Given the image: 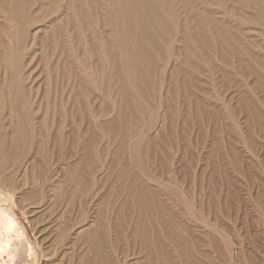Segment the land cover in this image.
Returning <instances> with one entry per match:
<instances>
[{
  "label": "bare ground",
  "instance_id": "obj_1",
  "mask_svg": "<svg viewBox=\"0 0 264 264\" xmlns=\"http://www.w3.org/2000/svg\"><path fill=\"white\" fill-rule=\"evenodd\" d=\"M224 1H217L221 9ZM227 1L230 2L227 10L230 14L233 13L237 25H232L231 21L220 17L226 16L225 10L213 11L214 0H0V19H3L0 21V258L5 257L6 262L17 258L20 264L26 260L25 255L21 254L23 244L19 251L15 241L5 237V231L13 228L17 221L8 213L10 210L5 212L3 206L5 202L8 204L11 198L8 196L11 194L9 189L11 192L12 188L10 173L21 154L24 156L25 151H20L23 142L37 145L35 153L34 149L32 151V161L31 157L27 158V162L28 159L31 161L29 163L33 167L32 170L40 165L42 167L44 160L47 159V163L49 161L47 172L45 171L47 175L41 172L44 180L39 178L43 183L40 182L41 189L45 187L61 196H66L72 191L76 198H79L81 195L92 194L94 189L98 188L99 191H95L92 197L88 195L90 198L87 201L86 196L85 200L81 197L84 201H76L75 195L71 193L74 196L72 198L67 194L65 207L70 208L69 206L78 202V206H85L89 213L92 210L95 214V209L91 208L98 207L97 211L101 209L105 212L114 207L117 209L115 212L120 223L127 219L135 220V224L132 221L135 230L132 231V228L129 231L133 234L129 237L139 234L145 242H153V247L154 243L159 242L161 245L160 243L166 240L159 235L160 231L164 230L163 233L169 238V242L178 236L176 232L180 234L179 230L182 231L184 227L181 228L179 220L183 221L182 217L187 213L179 217L174 207L176 205L173 206L172 202L179 200L187 207L192 202L186 196L188 193L181 192L178 187L176 170L168 156L169 149L174 148L169 137L180 127L179 113H182V122L179 120L182 125V140L188 145L189 125L194 121L202 125L203 116L217 120L220 116L217 113L222 112L221 106L231 105V98L235 96L229 99L230 94L226 97L225 93H235L240 97L241 105L237 107L239 113L250 114L264 110V100L256 97L253 92L258 88L264 94V0H259V4H254L255 0ZM36 6H39L36 8L37 12L35 10L32 13ZM77 21L79 31L74 25ZM191 21L194 24L188 30ZM63 25L73 27L70 29L74 31L76 39L78 36L89 38L90 43L85 51H80L81 44V47L75 46L76 50H73L74 46L71 47L60 31L64 28ZM175 26V30L180 34L177 45L165 50V35L171 34ZM172 29L173 31H170ZM4 39L9 42L5 43ZM78 41L79 38L76 42ZM40 43L46 46L40 47ZM38 46L41 49L38 50ZM166 51L170 52L174 65L168 70L166 81L162 82L165 83L166 95L160 97L156 108L157 94L154 92L156 87L158 92L162 91L163 85H155L151 75L160 69V59ZM211 53L217 54L223 64L235 69V73L247 80L255 79L249 86V83L246 84L242 80L239 81L243 84L235 82V79H232L234 76L231 78V70L226 69L228 74L230 72V77L222 72L220 80L224 94L221 95L225 97L223 100L219 95L223 102L220 109L212 99L215 96H212L213 90L209 92L210 88L205 87V81L208 80L201 79L204 73L199 69L203 60L205 64L206 60L213 59ZM211 62V69L217 66V70H220L218 64L214 66L215 60L213 67ZM223 71L225 72V69ZM206 77L211 78L207 74ZM216 80L217 78L214 82ZM220 80L216 81L218 85H221V82L218 83ZM249 101L252 102L251 111L247 108ZM158 109L162 114H156ZM229 109L231 110L230 107ZM232 114L231 111L230 115L233 116ZM249 120L250 118L246 119L248 125ZM236 124L238 128L240 123ZM231 125L229 127L234 130L236 126L232 125V128ZM66 127H69L67 132L64 131ZM53 128L55 131L51 136L48 131ZM234 132L231 131L234 136H238V130ZM50 139L53 145L58 147L55 157H51L48 150L44 152L47 147L44 148L45 144L43 146L42 143L45 140L49 142ZM22 164L19 166L21 169ZM14 169L19 170L16 167ZM21 169L20 172L28 168L23 167L22 171ZM118 170L120 172H117ZM102 174L104 177L99 179L97 176ZM98 192L102 195L99 194L100 197L97 198ZM168 195L175 201H170L171 197ZM79 209L77 211L80 213ZM180 209L183 210L182 207ZM108 213L110 212L108 211L107 215ZM95 214L87 215L89 219L92 218L89 223L94 224L95 229L91 225L93 229L90 231L88 228L89 233L85 235L89 236L87 239L90 247L92 246L95 260L99 258L103 263L97 260L96 262L104 264L103 260L107 258L110 249H105L106 236L109 238V234L102 228L106 226L108 229L105 221L110 219L105 220L104 216H101L102 213ZM87 217L79 219L77 216L81 224L77 226L79 222L76 223V232H81L88 226L89 223H84ZM177 220L178 231L177 226L172 225ZM112 221H116L115 218ZM184 223L188 227L189 221L187 223L184 219ZM123 225H116L118 234L122 233L124 228L130 227ZM157 226L163 229H158V232ZM187 227L185 232H190L192 227L190 230ZM154 228L157 233L153 231ZM63 229L70 232L73 226L70 223ZM113 229L116 230V227L112 224ZM166 230H172L173 234L166 233ZM182 232L181 241H186L185 232ZM157 234L161 240L156 237ZM136 239L140 241V238ZM143 240L140 245L143 244L146 249L148 243L145 245ZM186 245L185 247H189ZM148 248L150 250L151 247ZM152 249L154 252L156 248ZM153 252H150L151 256L157 250ZM110 254L111 257L114 256ZM110 259L108 257L106 260ZM151 260L152 264H160L152 258ZM151 260L147 262V259L145 262L148 264ZM198 260L200 261V258ZM198 260L195 257V261L191 260L190 263L196 264Z\"/></svg>",
  "mask_w": 264,
  "mask_h": 264
},
{
  "label": "rangeland",
  "instance_id": "obj_2",
  "mask_svg": "<svg viewBox=\"0 0 264 264\" xmlns=\"http://www.w3.org/2000/svg\"><path fill=\"white\" fill-rule=\"evenodd\" d=\"M217 1L214 0L215 5L212 7L213 11L223 12V10H225L227 13L226 16L220 14L221 15L220 17H222L225 20L228 19V21L232 22V25L235 24L237 25V23L234 20L235 16L233 15V13L230 14L229 11L227 10V8H229V6L227 5H229L230 2L225 0L223 9H221L217 5L218 4ZM253 1L254 0H252L251 2ZM255 1L253 2L254 4L257 3L259 4V0H257L256 2ZM38 7L39 6H36L32 10V13L35 10H36L35 12H37L38 9L36 8ZM2 20L3 19L1 18L0 21ZM190 23L191 24H189L188 30L191 29V27L194 24L192 23V21ZM77 24L78 21L74 25L77 26ZM63 27L64 28H62L60 31H62V34L65 35L64 37L67 38V40L70 42L71 47L74 46L73 50H76V47L78 45L80 46L81 44L82 50L80 48V51L81 52L85 51L87 45H89L90 43L89 38L87 36L86 37L78 36L80 42L79 41L76 42L78 38L76 39V37L74 36L75 35L74 31L70 29L73 27L66 25H63ZM78 27L79 26L76 27L77 31H79ZM147 28L148 30H150L149 27ZM175 28L176 26L174 27V31L173 29L170 30L173 31L171 34L165 35L167 37L166 41L163 44L165 46V50H169V48H175L177 45L176 42L180 34L179 31L175 30ZM256 33L255 35H257ZM250 34L251 33H249V35ZM72 37H74L75 39ZM4 40L5 43L9 42V40L7 39ZM41 44L42 43H40V45ZM44 46L46 45H41L40 47H44ZM38 47H37L38 50L41 49L40 47L39 48ZM211 55L213 56L212 58L215 60V64L213 59H211L210 61L206 60L205 64L203 60V62H201L202 65L199 66L200 67L199 69H201V71H203L204 73V76H202L201 79L203 78L204 80L205 78V80H208L207 82L205 81V85H206L205 87H208V89L210 88L209 92L213 90L211 91V93L212 96L213 95L215 96H213L214 98L212 97V99L217 104V106L219 105L217 107L219 108L223 104L219 95L224 94L223 92L224 90L222 89L223 85L220 80L222 79L221 77L222 72L227 75L228 74L227 72L231 70L233 74L231 75L229 72L228 77H230V75L231 78L232 76H234V78L232 79L233 80L235 79V82L239 83L240 82L239 80H242L246 84L249 83L248 84L249 86L254 83L255 79L250 78L247 80L245 77L235 73V69L223 64V61L220 58L218 59L217 54L211 53ZM87 56H89L90 58L89 54ZM89 58H87L89 61L92 60ZM163 58H165L164 59L165 61L162 60ZM162 59H160V63H161L160 69L156 70L151 75L153 81L155 82V85L156 83H158L159 85L160 84L163 85L162 91L158 92L156 87V90L154 92V94H157L156 97L158 99V100L155 99L156 108H157V101H159L160 97L163 98L164 95H166L165 83L162 82L166 81L165 79L168 78L169 76L168 70H171V65L174 63L173 58L172 56H170L169 51H166ZM210 62L212 63L211 64L212 67L213 64L214 66L218 64V66L221 67L222 69L220 68V70L219 69L217 70V66L211 69V67L209 66ZM79 67L82 66L79 65ZM204 68L207 69L208 71H206ZM213 69L215 70L213 71ZM223 69H225V72L223 71ZM226 69H228V71H226ZM215 71L216 73L219 72L218 75L216 73H213ZM206 74L209 75L211 78L209 79L208 77H206ZM216 78L217 80H220L218 81V83L220 84L221 82L222 86L217 84L216 82L217 80L214 82ZM242 81L240 82L241 84H243ZM215 83L217 86L214 85ZM253 92L256 97L264 100V94L260 89L255 88ZM234 94L235 93L233 94L225 93V96L226 97L229 96V99L230 97L233 96L235 97L231 98L232 100L231 105H229L231 110L229 109V107L227 106L225 107V105L221 106V109L219 108L220 110H222L224 115L222 114L221 111L219 112L218 109L217 112L219 113H217V115L219 114L220 116H218L219 118L217 117L218 118L217 120L209 118L207 116H203L202 125H200L197 121H194L195 123L193 122V124L188 126V131L191 132V133L189 132V137H188L189 141L187 142L189 143L188 145H185L184 143L185 141L182 140L183 138L182 130L180 128L182 126L180 124L182 122V115L180 117V114L182 113H179L178 115V124L180 125V127L179 128L177 127L178 129H176V133L172 134V136L169 137L170 143L174 146V148L171 150L169 149L171 156L170 155L168 156L171 158V161L173 162L176 170L175 176L177 178L178 187L181 188V192L185 191L188 193L186 196H188L190 201L192 202L187 207L183 205L181 201L179 200L175 201V199H173L172 196L168 195L169 197H171V199L169 198L170 201L171 200L175 201L172 202L173 206L174 204L177 206L178 204L181 203L178 207L174 206L177 209V213L179 217H181L185 212L187 213V215L186 214L184 215L185 218L182 217L183 221H180L181 219L178 217V220L180 219L179 224L181 222V228L184 227L185 229L187 227L185 225L186 223H184V219L185 222L187 223L189 221V224L191 222L190 227H192V229L189 227V224H187L189 230L191 229L190 232L189 231L185 232L188 229L185 230L183 229L185 233L182 232L183 230L182 231L179 230L180 234L182 232L186 235L185 236L186 238L184 237L186 241H181L182 240L181 235L176 232V234H178V236L180 235V237L178 236H177L178 238L174 237L176 240L173 238L174 240L170 239L169 242V238L166 237V234L164 235L163 233L164 230L160 231L163 228L157 226V231L161 232V233L159 232V235L162 236L163 239L165 237L166 240L165 241L163 240L165 244L164 242H162L163 244L160 243L161 245H159L158 242L156 244L154 243L155 247H153L152 246L153 244H151L153 242H151L150 245L149 242H145L142 239V237H140L139 234H138L139 236L137 235L136 237L132 236L133 238L129 237V235L132 234V232L130 234L129 231H131L132 228H133L132 231L135 230L134 228L135 220L130 219L131 223H129L130 220L127 219L125 221H121L120 223L117 220V212H115L117 211V209H115L114 207L113 208L115 210L113 208L112 209L110 208L108 210L110 212L108 214L111 215L110 216L111 218L109 217V215H107L108 211L105 210L106 214L101 209L100 210L102 212H100V210H98L99 211L98 212L97 211L98 207H95L91 209L93 210L95 209L96 214L99 213L98 215H100V213H102L101 216L102 217L104 216L105 220L107 218L110 219V220L107 219V221H105V225L108 224L107 226L108 229L106 228V226H105L106 229L104 227L102 229H104L105 233L107 232L106 234H109V238L107 237L108 235L106 236L108 240V241L106 240V242L107 245L108 244L109 245L108 246L104 245L105 247H107L105 249L106 251L108 249L112 251L110 252L108 250L109 254L106 252L108 254L107 258L109 257L110 259L111 257L110 253L114 254V256L112 255L111 259L113 260L110 259L109 260L110 262L106 260L107 258H105V260L103 261L109 264H144V263L147 264L145 261H147L148 259L147 262H149V260H151L152 258L155 260L154 262L157 261L160 264H191L190 263L191 260L195 261V257H196V260L200 258V261L202 260L201 262L205 264H264V233H263L264 232V110L257 111L258 113L251 112L250 114L245 112L239 113L237 111V107L241 105L240 97ZM221 96L222 99L224 100L225 96L224 95ZM251 106H252V102L249 101L247 103V108L250 111L252 109ZM157 111H159L156 113L157 115L162 114V112H160V109H158ZM231 111L233 113L232 115L235 117L234 119L233 116L230 115ZM224 116L229 118V120L227 118L225 119ZM247 118H250V120L248 121L249 125L247 124L246 121ZM179 120L181 122H179ZM229 121H232V123L231 122L229 123ZM237 122L240 123V126H238V128L236 124ZM230 124L236 126L235 128L237 129H235L231 125V127L234 128L235 131L238 130L239 133L238 132L236 133L238 136H234L231 133V131L234 132V130H232L229 127ZM229 128L231 129V131ZM53 131H55L54 128L49 129L48 131L49 135L53 136L54 134ZM64 131L66 132L69 131V127L68 128L66 127ZM201 133L203 136L201 135ZM46 142H48V140H45L42 144L43 146L45 144L44 148L47 147V149H44L43 147L42 149L45 150L44 152L48 150L47 151L48 154H50L51 157H53L56 153H58L57 152L58 147L53 145L51 139L49 140L48 143ZM7 145L6 148L9 146ZM35 145L36 144H30V143L28 144L27 142H23V145H21L22 149H20V147L19 149L21 152L25 151L24 153L25 158H23L24 156L21 154L22 158L20 156V158L14 163V166L12 165L14 171V173L13 171L11 172L12 174L10 173V178H11L10 181L12 183L11 184L12 188H11V192L9 189V193L11 194H8V196H11V198L9 199L8 204L7 202H5L6 204L3 203L4 204L3 206L6 209L5 212L10 210L8 211V213L14 216V219L17 221L16 223L18 225L16 224L13 226V228L5 231L6 234L5 237H9V239L11 238V240H14L15 241L14 244L17 249L21 247V245L23 244L21 247L23 248V251H21L20 248L19 251H21V254L25 255L24 259L26 258L25 260L26 262L24 261V263L22 262L21 264H96V263L99 264L98 262L100 260L98 258V260L96 259L98 262H96L95 260L96 257H94L95 255H93L94 253H92L93 252L92 246L90 247V242L88 241L89 239H87L89 237L87 236L89 233L88 230L91 231V229L94 228V224L89 223V221L92 220V218L89 219V216L90 215L94 216L95 214L93 213L94 211L91 210L90 211L91 213H89L88 208H85V206L83 207H81L80 205L78 206L79 204L78 202H76V204L78 203L77 205L75 204L76 206L75 205L69 206L70 208H68L67 206L65 207L64 206L66 205L65 198L67 197L68 193L66 194V196L63 195L64 196L63 198V196H61L60 194L50 192L45 187L42 188L43 190L41 189L42 185L40 186V182L42 183L41 180L42 179L44 180L43 178L44 175L45 176L47 175V173L45 174V171L47 172L46 167L49 166L48 164L49 161L47 163L46 162L47 159H46L43 162L44 164L42 163V167L40 165L41 169L44 168L43 166H45L44 169L46 170L42 169L43 170L42 171L40 167H38L37 169L35 168V170H32L33 167L31 166L30 163L33 158L32 154L33 152L35 153L37 149L36 147L37 145L36 146ZM48 146L50 148L52 147L54 150L56 148V151L51 150L52 148L49 149ZM50 150L51 152H49ZM160 157L161 155L159 156V158ZM27 158H30L31 161L28 159L27 162ZM48 159H50V156H48ZM19 163L20 164L23 163L22 169L21 167H19L20 166ZM28 163L30 164L31 168L30 166H28ZM14 167H16L19 170L14 169ZM23 167H25V169L26 168L28 169L22 171ZM20 169L22 172H20ZM37 170L39 171L40 176L38 175ZM41 172L42 173L44 172L43 173L44 175H42ZM117 172L120 171L118 170ZM103 174L102 176L100 175L97 177L101 179L102 177H104ZM113 177H115V175ZM39 178L42 179L40 180ZM95 189L92 194H94L95 191L96 192L99 191L97 190L98 189L97 187ZM71 193L75 195L71 191L69 192L68 197L72 196ZM92 194L81 195L79 196V198L78 197L76 198L75 195L74 199H76V201L79 200L84 201L86 196V201H87L88 198L93 196ZM99 194L102 195V193L100 192L96 193L97 198L100 197ZM73 197L74 196H72V198ZM81 197L84 198V200ZM10 200L13 201L10 202ZM11 204L12 207H10ZM180 207H182L184 212L183 210L181 211ZM78 209L80 210L81 216L80 213L77 211ZM87 215L89 216L87 217ZM112 215L113 216L115 215L116 217H113ZM77 216L79 219L83 218L84 216L87 217V219H89L88 221L86 219V222L84 223H89L90 225L89 224L88 226L86 225L87 227L85 226L86 228H84L81 231L82 233L76 232L74 230L77 226H79V224H81L80 221H78ZM114 218L116 221H112V219L114 220ZM187 218L194 220V222ZM178 220L175 221L176 223L175 222H173L174 224L172 223V225L177 226L176 230L179 228L177 225ZM202 220L208 223L207 224L205 222L203 223ZM132 221H134L133 222L134 224L132 223ZM182 222L184 224H182ZM68 223L72 224L73 229H71L70 232H65L63 228L69 225ZM76 223L77 226H75ZM112 224L114 228L116 227V230L113 229L114 231L112 230ZM196 224H198L199 226H197ZM91 225H93L92 226L93 228L90 227ZM116 225L119 226L121 225V227L123 225L124 227L127 228L129 225L130 229L129 228L126 229L123 227L124 231L123 230L122 231L125 232V234L123 232L118 234V229H117L118 226ZM205 225L207 226L205 227ZM154 230L155 228L153 229V231ZM157 231L155 230L156 233ZM167 232L168 231L166 230V233ZM169 232L171 233L172 230L171 231L169 230ZM77 233L81 235H78ZM186 233H189V235ZM176 234L174 236H176ZM159 235L157 234L156 237L159 238ZM16 238L18 239L16 240ZM131 238L133 240H131ZM136 238H140V241L139 239ZM162 238H159V240H161ZM141 240L144 241L142 242L145 245L148 243L146 249L149 250L148 247H151L148 253H147L148 250L146 251L145 246L143 244H142L143 247L142 245H140ZM185 244H187L189 247H185ZM162 246L165 248V251H163L164 248H162ZM152 248L154 249L156 248L154 252H156V250L157 252L154 253ZM143 249L145 251H143ZM160 250L163 252H161ZM150 252H153L154 255L151 256ZM1 257L2 258H0V264H20L17 258L16 259L14 258L13 261L11 262H6L7 261L6 258L3 256ZM186 257L188 260H186ZM200 261L199 260L196 261V264H201ZM152 262L153 260H151V263L148 264H152ZM192 263L195 264L194 262Z\"/></svg>",
  "mask_w": 264,
  "mask_h": 264
}]
</instances>
